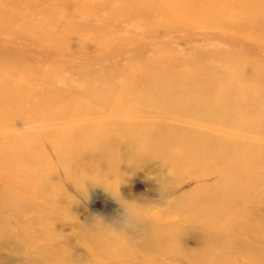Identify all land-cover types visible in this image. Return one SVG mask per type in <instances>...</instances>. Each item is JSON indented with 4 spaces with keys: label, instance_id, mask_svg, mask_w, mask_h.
<instances>
[{
    "label": "rangeland",
    "instance_id": "rangeland-1",
    "mask_svg": "<svg viewBox=\"0 0 264 264\" xmlns=\"http://www.w3.org/2000/svg\"><path fill=\"white\" fill-rule=\"evenodd\" d=\"M90 1L0 0L3 20L2 23L0 21L3 26L0 27V111L5 114V110L10 109L6 116L7 123L0 126V138L14 142L23 132L25 136L43 137L40 134H33L39 131H46L54 136H63V133L68 132L70 136L78 137L82 134L81 130L74 133L70 131L76 128L82 129L84 124L92 121L117 118L121 120V124L125 120L134 119L121 113H114L113 102H101L96 105L90 97L107 99L118 95L119 99L130 102L129 93L134 92L139 95L140 87L132 89V83L122 78L118 83L121 88L112 89L109 95L105 92L102 94L87 92L92 91L91 87L109 86L110 84L103 79L112 76L110 70L116 68V63L130 67L142 65L150 57L156 56L161 49L165 56L168 53L177 54L184 56L186 61L194 54L193 61L185 64L173 60L165 61L162 57V60L157 62V66L161 76L169 72L171 77H174V72L179 69L187 75H190V72L195 75V71H199L201 84L207 89L206 93H200L201 100L232 95L233 93L229 91L224 92L225 83L236 85L240 90L256 93L245 98H240L241 95L236 93L235 99L233 96L229 103H225L230 106L221 108L216 117H213L212 111L211 114L202 111V114H199L200 119H190L180 115L159 118L166 123L177 122L178 125L175 127L177 130L173 131L194 130L201 136L202 141H206L210 146L223 148L212 157L199 145L201 154L193 159L188 157L189 161H184L179 172L176 166L172 165L171 169L170 165H162L157 159L142 158L135 161L131 149L125 146L116 152L115 171L112 172L103 159L96 158L90 161L84 156L83 164L80 165L83 166L75 169L76 174L75 171L67 174L62 167L51 168L52 161L56 160L53 153L50 152V155L45 153L43 156L39 154L36 159L40 158V165L36 176L32 179L37 187L29 183L28 189L37 193L36 203H30L25 211L16 214L9 209V203L0 198V264L42 263L35 252L37 247L42 246L41 241L47 240L42 237H49V241L55 242V246L71 252V258L78 264H99L101 258H97L95 263L91 261L90 248L83 241L85 237L82 233L83 229L104 226L122 232L124 236L133 234L132 228L126 227L132 225L128 221L129 206L142 207L153 213L165 212L178 200H190L193 189L197 187L203 189V193L209 197L208 200L213 199L215 202L206 203L201 213L187 217L193 219L198 227L190 229L181 236L182 241L180 240L179 243L183 245L185 257L181 255V258L171 259L169 264L187 262V256L194 253L199 255L194 262L200 257L199 261L202 264H210L208 260L210 256L202 257V255L210 251L207 245L210 236L218 237V232H225L220 228L221 223L216 220L217 217L224 216L221 208L229 206L234 201L236 204H241L243 201L237 194V188L241 184L239 175L248 173L249 169L240 163V152L245 149L256 151L259 148L257 144L264 145V133L258 132L264 131V110H258L264 108V97L259 94V90L264 89V74H260V77L255 75L259 69L264 73V28L259 29L257 25L250 26L251 32L247 31L250 37L245 35L237 38L242 41L234 43L229 39L226 41L230 34L225 31L233 32L231 29L221 30V27L204 26L203 23L206 22L202 21H200L201 25L194 23L191 27L180 23L178 21L180 15L176 13L181 4L177 8L175 6L179 0L167 2L165 0V3L164 0H92L94 6H89ZM145 5L155 8L141 13L132 11L133 7L141 8ZM246 8L258 10L259 12L254 16L260 17L259 22L264 21V0H229L228 3L212 5L207 12L217 16L227 10L234 14L238 23L245 24V18H239V15ZM202 11L207 13L206 10ZM162 13H167V22L170 25H183L181 29L176 31L173 27H164L165 25L161 27ZM186 18L194 21L196 17L188 15ZM4 26L10 28L4 29ZM155 26L154 36L144 35V32ZM135 29L140 33L135 35ZM183 29H189L190 32H185ZM163 30L167 33L162 32ZM112 33H115L117 46L110 43L109 34ZM123 37L125 38L122 39ZM233 37L236 40V36ZM200 47H203L202 50ZM213 49L222 53H215L211 51ZM237 52L246 53L238 57V60L241 59L246 63L247 68L240 80L232 76L227 65ZM198 54L201 55L202 61L197 60ZM21 64L26 70L24 75L20 71ZM258 64H262L263 67ZM27 66L35 68L34 73L28 72ZM212 67L215 68V74L209 76L206 71ZM146 68L151 72L157 71L151 62H147L142 69ZM188 79L196 84L192 75ZM177 84L178 82L174 81V86ZM186 84L187 82L179 84V89ZM189 90L190 93H195L192 88ZM161 95L165 100L175 98L171 93ZM76 101L86 105L84 111L94 116L90 115L76 121L68 120L76 111ZM238 101L247 102L249 105L239 104ZM100 104L109 105L111 107L108 108L109 112H106L107 109H103ZM38 116L51 119L40 122ZM206 116L212 118V121L205 119ZM236 116L241 121L245 119L249 127L235 122ZM135 118L142 116L138 115ZM114 133L120 135L115 131ZM218 136L223 138L222 142L217 141ZM9 141L8 151L20 157L21 149L11 147L9 150ZM111 151L112 149L109 148L105 153ZM263 152L258 156L263 155ZM230 159L236 164H231ZM28 163H32V160L25 159L15 165L0 160V172L6 170L13 173L11 171L27 170L25 164ZM194 168L199 170L195 178L192 177ZM90 172L92 174L87 182L78 184L81 179L83 180V175L86 173L89 175ZM261 183L264 184V177ZM221 184H228V187L223 186L218 191ZM261 189H264V186H260L256 192L260 193L258 191ZM7 190L8 188L1 181L0 193ZM231 192L236 196L226 197ZM213 193L216 197L211 195ZM260 194L264 196L263 193ZM260 201L264 202V197ZM250 205L253 204L244 203L246 208ZM255 207L256 209L251 212L253 224L250 225L243 219L236 225L237 235L228 236L220 242L218 237L210 244L213 251L217 252V245H229L231 251L238 254L240 250L237 247L241 248V244L244 243L256 246L260 251L262 243L253 233V227L256 226L254 224L256 218L264 216V207L260 205ZM240 210L248 212L243 210V207ZM242 211H238L239 218H243L245 214ZM216 212L219 216H216ZM207 216L213 217L216 226L218 223L220 226L214 227L213 231L209 230V225L204 224ZM166 217L169 222L177 223V220L178 222L182 220L180 217L175 219L171 214ZM144 229L141 224L139 227L141 233L130 235L131 238L139 241L137 245L142 249H146L147 245L142 244L148 241L143 235ZM244 255L248 257L249 253ZM126 256L128 257L125 261L131 257L132 260L139 258L138 254ZM232 261L240 264L233 258ZM100 264H107L104 258Z\"/></svg>",
    "mask_w": 264,
    "mask_h": 264
},
{
    "label": "bare ground",
    "instance_id": "bare-ground-1",
    "mask_svg": "<svg viewBox=\"0 0 264 264\" xmlns=\"http://www.w3.org/2000/svg\"><path fill=\"white\" fill-rule=\"evenodd\" d=\"M167 1L168 0H166V2ZM228 1L229 0H212L211 2H209V0H207V2H205V0H179V2L175 5L177 8L181 4L180 8H177V10L179 11L176 13H179L180 15L178 21L187 27H191V25L194 23L201 25L202 23L200 21H202L206 22L203 23L204 26L212 25L215 27H221V30H226L225 28L229 30L231 29L233 30V32L225 31L230 34L226 38V41L229 39L234 43L242 41L238 40L237 38H241L245 35L250 37L248 33L251 32L249 31L250 26L257 25L259 29L264 28V21L259 22L258 20L260 17L254 16L255 13L259 12L258 10L246 8L245 11L239 15V18H245V24L238 23L236 21V17H234V14L227 10L222 11L223 13L217 16H213L212 14L207 12L208 8L212 5L228 3ZM163 2L165 3V0ZM90 4L91 5L89 6H94L92 0L90 1ZM154 8V6L145 5L141 8L133 7L132 11L141 13L142 11H152ZM200 9L206 10L207 13L202 10L198 11ZM188 15H193L196 18L194 19V21H192L191 19L186 18ZM1 16L2 13H0V21L2 23L3 20ZM160 18L161 27L165 25L164 27H173L176 31H179V29H181V26H183L170 25L167 22V13L160 14ZM1 23L0 27H3ZM137 26L140 28L139 25ZM156 26L148 29V31L144 32V35L148 37L154 36L153 31H155ZM9 28L10 26H4V29ZM183 30H185V32H190L189 29ZM162 32H164L165 34L167 33L166 30H163ZM138 33H140L138 29H135V35ZM233 36H236V40H234ZM109 37L111 38L110 43L117 46L118 41L115 37V33L109 34ZM124 38L125 37H123L122 39ZM202 48L203 47H200V50H202ZM161 51H158L159 53L157 52L158 54L156 56H154L153 58L150 57L142 65L130 67L116 63V68L110 70L112 76L104 77L103 79L110 85L106 88L91 87L92 91L87 92H94L96 94H102L103 92H105V94L109 95L112 89L118 90L119 88H121L118 83L122 78L132 83V89L140 87L138 91H140L141 93L139 95L134 92L129 93L130 102H127L124 99H119L120 96L118 95L109 97L107 99L90 97L91 101L96 105L101 102L108 103L111 101L115 104L114 113H121L122 115L133 117L134 119L125 120L121 124V120H118L117 118L110 119L112 120L111 123L110 120L92 121V123L84 124L82 126V129L76 128L75 130H69L72 133H74L75 131L80 132L81 130L82 134L78 137L70 136L68 132L67 134L63 133V136H54L49 132L39 131L33 132V134H40L43 137H29L25 136L23 132L20 138L15 140L14 142H11L6 138H0V160L2 162L15 165L20 162L22 163V161L25 159L32 160V163L25 164L28 167L27 170L21 169L20 171H11L13 173H10L6 170H2L0 172V180L3 182L4 186L8 188L7 191L0 193V198H3L7 203H9V209L11 211L19 214L20 212L25 211L30 203H36L35 198L37 199V197L35 196L37 193L28 189L29 183L32 186L35 185V181H32V179L36 176L37 168L40 165V158L36 159L39 154L43 156L45 153L49 155L50 152L53 153V156L56 157V160L52 161L53 164H51V168L54 169L55 166H57V168L62 167V169L65 170L67 174H71L73 171H75V169L79 168V166L83 164V159L86 156L90 161L96 158L103 159V161L110 166L109 171L112 172L115 171L116 164L114 163V159H116V152L120 151L121 147L125 146L131 149L135 161L142 158H153L160 161L162 165H170L171 169L173 166H176V170L177 172H179L181 171L180 167L182 166L184 161H189L188 157H191L193 159L194 157H197L198 154H201L199 145L202 149L205 148L206 152L212 155V157H214L217 152L223 150L222 146H210L206 141H202L201 136L196 134L194 130L188 132H185L183 129L182 130L184 132L173 131L177 130L175 128L178 125L177 122H174L173 124L166 123L159 118L168 117L170 115H180L186 116L190 119H200L199 114H202V111H204L206 114H211L212 111L213 117H216L220 113L221 108L230 106L225 103H229V100H232V97L235 96L236 93H239L241 95L240 98H245L251 96V94H255L256 92L240 90V88L236 85L225 83L223 85L224 92L229 91L230 93H233L232 95H227V97H221L219 99L213 98L212 100H207L206 98H203L201 100L200 93H206L207 89L203 84H201L202 79L200 78L199 71H195V75L190 72L192 78L196 80L195 84L193 81L188 79L190 75L183 74L184 72L182 69L177 70L178 72L175 71L174 77H171V74L169 72L164 73L161 76L160 70L157 66V62L159 60H162V57L165 59V61L173 60L176 62L178 61L179 64H185L187 62L193 61L194 54L188 57L186 61L183 58L184 56H179L177 54L171 53H168L167 56H165L162 49ZM211 51L215 53H222L221 51H217L215 49ZM234 54L235 56L233 60L228 61L227 65L230 68V73L232 74V76H234L237 80H240L246 73L247 68L246 63H243L241 59L238 60V57H241V55H244L246 53L237 52ZM197 60L202 61L201 55L198 54ZM147 62L153 63L157 71L151 72L148 68L142 69ZM262 64L258 65L263 67ZM26 69L31 73H34L35 70V68L30 66H27ZM20 71L22 75H24L26 72L25 67L22 64ZM262 71V69H259V72H256L255 75L257 77H260V74H264ZM206 74L209 76H214L215 68H209L206 71ZM174 81L178 82V84L175 86ZM184 82H187V84L180 86L179 89L178 85ZM72 88L75 89L74 86H72ZM191 88L195 93L189 92V89ZM68 89L69 88H67V90ZM163 93H171L175 96V98H169L170 100H165V98H163V95H161ZM259 94L264 97V89L259 90ZM235 98L236 96L234 97V99ZM238 103L249 105V103L242 101H238ZM100 105L103 109H107L105 110L106 112H109L108 108H111L109 105ZM71 106H73V104H71ZM75 107V113H73L72 118L68 119L70 121H76L78 119L82 120L85 117L92 115L87 114V112L84 111L87 106L81 104V102L79 101L75 102ZM62 109L63 108H61V110ZM258 110H264V108H259ZM9 112L10 109L5 110V114L0 111V126L7 123L6 116ZM256 113H258V111ZM138 115H141L142 118H135ZM155 116L157 117V119H155ZM37 118H39L40 122L51 119L50 117L47 118L46 116H38ZM205 119H207L208 121H212V118H209L208 116H206ZM234 120L235 122H240L243 125L249 127L245 119H242L241 121V119H238L236 116ZM114 131L119 133L120 135H116ZM258 132L261 134L264 133L263 130ZM8 141L10 142L9 150L11 147H19L21 149L20 157H17L8 151ZM217 141L222 142L223 138L221 136H218ZM123 142H125V144H123ZM257 145L259 148L256 151L254 149H245L243 152H240V163L243 167L249 169L248 173H240L239 175L241 184L237 188V194L243 199V201L238 197V199L242 201L241 204H236V202L234 201L229 206L221 208L224 216H219L216 212V216H219L216 218V220L221 223V226L220 223H218L217 225L220 226L221 230H225V232H218V242L224 241L228 236L237 235L235 233L236 225L239 224L243 219H245V222H249L250 225L253 224L251 212L256 209L255 206L260 205L264 207V202L260 201V199L264 197L260 194H264V189L258 191L260 193L256 192V190L260 186H264V184L261 183L262 178L264 177V145ZM174 147L175 150H173ZM109 148H111L112 151L110 153H105V151H107ZM261 149H263V155L258 156L260 153H262ZM230 163L236 164L231 159ZM91 174V172L89 173V175L88 173L84 174L83 180L81 179V182H79L78 184L87 182ZM198 174L199 170L194 168L192 171V177L195 178V176H198ZM73 177H75V175H73ZM223 186L228 187V184H221L218 191H220ZM35 187H37V185H35ZM227 190L228 188L225 190V192ZM211 195L216 197L214 193ZM230 195L236 196L234 192H231L227 194L226 197ZM208 199L209 197L207 194L203 193V189H199V187H197L193 189L192 198L190 200H178L177 203H175L168 209V211L165 212L153 213L146 211L142 207L129 206L128 221H130L132 226H134L132 228L133 234L141 233V231L139 230L141 224L145 228L143 231V235L148 241H146V243L142 245H147L146 249H142L140 245H137L139 241L130 237V235L133 236V234L124 236L123 233L120 232L123 239L126 240V245L119 249H114L112 243L110 242V234L116 231L112 228L100 226L83 229L82 233L85 236L83 241L90 248V253L92 255L91 261L95 263L97 261V258H101V261L102 258H104L107 264H169L171 259L181 258V255L185 257V252H183V245L179 243L182 239L181 236L188 232L190 229L198 227L196 225L197 223L193 219L187 217L197 213H201L204 209L203 205H205L206 203H211V201L215 202V200L213 199ZM246 202L252 203L253 205H250L248 208H246L244 206V203ZM242 207L243 210L248 212L246 213L240 210ZM238 211H242V213H245L243 215V218H239ZM170 214L174 216L175 219L180 217L182 220L180 222H178L177 220V223L169 222L166 220V215ZM256 219L257 220L254 223L256 224V226L253 227V233L257 235L259 241L262 243V248H260V251L256 246H251L244 243L241 244V248L237 247L240 250L238 254L233 253L229 245H217L218 249L216 252L213 251V247L210 244L215 242L218 237L210 236L207 242V245H209L210 247V251L202 255V257L210 256L208 258L210 264H235L232 261V258L237 262L239 261L240 264H264V216L258 217ZM215 223L216 222L213 217L207 216V220L204 224L207 226L209 225L208 229L213 231L215 229L214 227H218ZM249 224H247V226ZM250 225L249 228L252 229ZM29 236H31V234H29ZM42 238H46L47 240H42V246L37 247L35 251L37 253V256L42 260V263L40 264H78V262H75L74 259L71 258V252L66 251L62 247L55 246V242L49 241V237ZM42 238H40V240ZM193 252L194 251H192V253ZM246 253H249L248 257L247 255H244ZM130 254H138L139 258H135V260H132L133 257H131L129 260L125 261V259L128 257L126 255ZM198 256V254L194 253L191 256H187V262L179 261L177 263L202 264V262L199 261L200 257L194 262V260ZM106 258H108L109 260H106ZM101 261L99 262V264L101 263ZM192 261L193 263H191Z\"/></svg>",
    "mask_w": 264,
    "mask_h": 264
},
{
    "label": "clouds",
    "instance_id": "clouds-1",
    "mask_svg": "<svg viewBox=\"0 0 264 264\" xmlns=\"http://www.w3.org/2000/svg\"><path fill=\"white\" fill-rule=\"evenodd\" d=\"M100 219L102 220V218H100ZM126 227L131 229L134 226L127 225ZM110 242L112 243V246L114 249H119V248L124 247L126 245V240L123 239L120 232H112L110 234Z\"/></svg>",
    "mask_w": 264,
    "mask_h": 264
}]
</instances>
